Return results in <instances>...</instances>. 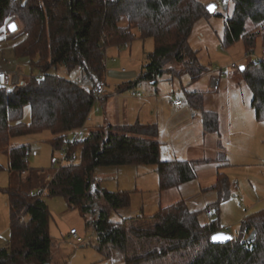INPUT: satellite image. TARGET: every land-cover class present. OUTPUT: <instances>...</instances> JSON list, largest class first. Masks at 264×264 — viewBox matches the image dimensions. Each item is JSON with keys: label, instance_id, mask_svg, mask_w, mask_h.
Wrapping results in <instances>:
<instances>
[{"label": "trees", "instance_id": "16d2710c", "mask_svg": "<svg viewBox=\"0 0 264 264\" xmlns=\"http://www.w3.org/2000/svg\"><path fill=\"white\" fill-rule=\"evenodd\" d=\"M230 3L222 49L239 42L246 53L264 49V0H227L222 5ZM207 6L198 0H0V37L10 22H20L22 30L8 36L17 40L15 56L28 59L32 70L39 72L18 86L0 87V151L8 156L10 173L21 177L18 186H13L12 178L11 186L3 190L9 198L11 227L8 245L0 248V264H50L52 214L46 198L30 195L48 184V198L62 197L69 208L90 217L87 225L97 235L98 251L112 248L125 264H264V210L244 219L238 238L213 245L210 237L220 231L219 219L202 225L199 213L190 211L184 201L120 223L112 222L109 211L99 207L97 200L104 199L111 209H127L131 196L95 186L98 169L154 166L161 192L196 179L202 161L161 160L156 125L111 126L84 134V142L70 153L72 157L79 152L77 161L61 168L50 182L45 172L29 168V146L11 147L17 137L48 131L54 136L49 141L53 150H60L85 126L95 105L93 89L105 83L110 47L154 41L139 77L119 86V92L143 82L155 85L167 72L199 80L209 69L200 64L189 40L195 25L214 15ZM173 63L184 70L174 72L169 68ZM241 66L240 76L252 93L250 107L255 119L264 122V60ZM60 68L69 74L80 69L84 85L59 76ZM203 97L202 92L187 93L193 109H202ZM27 108L30 124L23 122ZM203 120L207 131L218 128L215 114L203 112ZM229 182L224 172H218L213 189L219 201L210 206L217 213L219 203L231 195ZM253 232L256 239L249 243Z\"/></svg>", "mask_w": 264, "mask_h": 264}, {"label": "rangeland", "instance_id": "374dc122", "mask_svg": "<svg viewBox=\"0 0 264 264\" xmlns=\"http://www.w3.org/2000/svg\"><path fill=\"white\" fill-rule=\"evenodd\" d=\"M198 1L204 5L215 6L214 15L201 19L195 25L189 40L191 49L198 52L200 64L212 71V78L215 75V69L237 63L236 68H229L227 74L221 76L219 88L215 90L211 87V79L209 75H205L206 73L193 82L188 74L174 76L167 72L155 85L143 82L133 89L119 92L117 90L119 86L134 82L139 77L143 66L148 63V56L154 51V41L147 39L135 41L121 48L110 47L106 50L105 56L106 99L95 103L86 122V128L89 130L100 126L106 127L114 122L123 123L126 119L130 124H136L140 123L139 119L150 121L154 116V122L158 119L162 123V117L169 120L176 115L169 107L170 103L174 104L176 99H181L180 101L185 102L186 107V104L189 105L187 93H204V105L202 109H195L197 118L192 121L193 127L181 132L174 139L175 141L172 142L170 139L162 143L160 158L173 157L174 153L181 158L183 148L188 141L194 142V146L205 143L206 154L202 158V163L199 164L198 174L202 168L204 177L200 175V178L206 183L202 182L203 188L200 194L190 196L189 202L193 204L186 205L190 211L199 213V221L202 225L219 219L220 231L231 234L236 239L240 235L244 219L264 210V122H258L255 119L250 107L252 93L238 71L239 66L245 62L243 58L246 52L243 43L239 42L224 51L222 49L221 39L225 31V18L231 14L232 4L225 7L222 2L227 0ZM16 23L21 31V23ZM10 35L4 29L0 37V40L2 39L0 68L9 71L20 70L24 80L39 76L37 70H32L28 59L15 56L14 47L17 40L9 38ZM256 51H261V48ZM169 68L177 73L184 70L182 64L176 63L169 65ZM81 73L80 69H76L69 74L64 68H60L57 72L59 76L82 86L84 82L81 80ZM105 83L102 84L105 85ZM133 92L141 95L142 99H132ZM162 106L168 111L165 109L163 113L161 111L156 113L157 107ZM203 112H213L218 117V128L215 131H207L202 126ZM157 115H159L158 118ZM23 122L31 123L29 108L24 111ZM105 129L100 130L105 131ZM53 137L48 131L21 136L12 140L11 147L29 146V168L45 172L48 178L53 174L51 162L53 154L59 157V152L54 151L49 142ZM195 139L198 140L195 142ZM73 156L77 161L79 152H75ZM8 163V156L0 151V165L3 167L0 170V183L3 186H6L5 183L10 185L11 177L14 178L13 186H18L21 177L19 174L10 173ZM212 172H225L230 181L231 195L219 203V213L216 209L210 208L219 201V193L213 189L217 176L216 180L214 178L211 182L207 178ZM95 179V186L99 185L101 190L130 193L131 201L127 209H111L104 199L97 200L100 208L109 211L110 220L114 223L139 215L152 216L160 210L161 203V207L164 208L177 201L168 200V197L162 199L154 166L98 169ZM189 186V190L192 191L191 185ZM173 192L170 194H175L177 199L179 197L177 191ZM46 202L52 214L50 233L53 244L50 264H124L122 255L114 249L105 248L102 254L98 251L97 235L93 228L87 225L90 218L88 215L69 208L62 197H47ZM71 229L78 231L80 241L70 235ZM9 240L10 231L3 233L0 230V248L6 247Z\"/></svg>", "mask_w": 264, "mask_h": 264}, {"label": "crops", "instance_id": "0c3cea01", "mask_svg": "<svg viewBox=\"0 0 264 264\" xmlns=\"http://www.w3.org/2000/svg\"><path fill=\"white\" fill-rule=\"evenodd\" d=\"M205 75H209V77L211 79L212 71L209 70V72H207ZM220 84H221V81H220ZM105 86L107 87L106 83H105ZM131 98L132 99H137V98L138 99H142L141 95H139V97H137V98H134V97L131 96ZM204 99H205V96L203 98V105H204ZM177 100H181V99H176L175 102ZM186 105L187 106L185 107V102L181 106H176L175 103L174 104L170 103L169 107L174 111V113H176V115L173 118H171V119L168 118L169 120L163 119V117H162V123H161V121H158V119H157V121L155 120L156 122H154V118H155L154 114H153L154 118L151 119L150 121L143 120V119L141 120L139 118L138 119L140 121V124H143V125H156L157 126V128H158V141L161 143V146H162V143H165L166 140H170L171 139L172 142H173V141H175L174 139L177 136H179V134L181 132L188 130L190 127H193L192 121L197 118V112L190 105H188V104H186ZM165 109H167V108L164 107V106H162L160 108L157 107L156 113H158L159 111H161V113H163V111ZM167 111H168V109H167ZM206 113H209V112H206ZM210 113L214 114L213 112H210ZM202 116H203V114H202ZM158 117H159V115H157V118ZM88 120L89 119H87V121ZM202 120H203V117H202ZM202 123H203L202 126L205 129L204 120L202 121ZM132 125H134V124H130L129 121H127V119H126V120L123 121V123H115L114 122L113 124L110 123L106 127L100 126L98 128L96 127V128L88 130L86 128V124H85L83 133L85 134L86 132L89 133V132H93V131H101L100 129H103V128H106L105 129V131H106L111 126H113V127L120 126L121 127V126H132ZM199 131H200V129H199ZM197 140L198 139H195V142ZM193 143L194 142H192V141H188L187 145L183 148V153L181 155L182 156L181 158L179 157V155L177 153H174L175 155L173 157H168V158H164V159H161V160H163V161L178 160V161H189V162L190 161L191 162L192 161H203L202 158L206 154L205 153V150H206L205 143L203 145H196V146H194ZM172 148H174V147H172ZM218 150H219V147H218ZM183 154H184V156H183ZM149 167H152V166H149ZM198 167H200V165L197 166V169H196L197 177H196V179L194 181H191V183L183 184L180 187H176V188H173V189L162 191L161 192L162 199H165V197H168V200H170V199L177 200L175 203L184 200V202L186 204H188V205L193 204V203H191V201L189 202V200H191V197H192L191 195L200 194L199 192L203 188L202 182L206 183L204 179L201 180V178H200V175L203 174L202 172L204 170L201 168V171L198 174ZM107 169H110V168H107ZM106 173H108V172H106ZM216 174L218 175V173L212 172L210 175L207 176V178H209V182H211L212 179L214 181V178L217 176ZM9 180H10V182H9L10 185H7L5 183L4 185H6V186H3V184L0 183V230L3 233L7 232V230L10 231V227H11L10 209H9V200H8L9 198H8V195L3 191L4 189H7L8 187L11 186L12 178L10 177ZM215 180H216V178H215ZM192 182H193V184H192ZM97 183H98V181H97ZM189 185H191L192 191L189 190V188H188V187H190ZM173 191H177L176 193H178V196H179V197H177V199H176V195L175 194H170ZM173 193H175V192H173ZM161 206H162V203L160 204V208H162ZM168 206H170V205H168Z\"/></svg>", "mask_w": 264, "mask_h": 264}, {"label": "built area", "instance_id": "2783aa9c", "mask_svg": "<svg viewBox=\"0 0 264 264\" xmlns=\"http://www.w3.org/2000/svg\"><path fill=\"white\" fill-rule=\"evenodd\" d=\"M115 1V0H112ZM224 51V49H223ZM249 60H256V61H263L264 60V49L261 51H251L249 53H246V55L243 58V61H249ZM237 63L231 64L229 66H226L224 68H217L214 70L215 75L211 78V87L215 90L219 88V84L221 81V76L227 74V71L229 68H236ZM24 80V75L22 72L19 71H9L6 69H0V87H14L20 85ZM94 95H95V103H98L106 98V86L104 84H97L93 89ZM132 97L137 98L139 97V94L136 92H133L131 94ZM183 104L182 101L177 100L175 102L176 106H181ZM84 127L81 128L77 133H75L69 141H66L65 145L60 150H56L59 152V157H57L55 154L52 156V168H53V174L48 177V181H52L54 177L57 175V173L69 164L71 161L76 160L75 156H70L71 150L73 147L80 145L84 142V133H83ZM26 173L23 172V175ZM49 185V184H48ZM48 185L47 187L43 189L33 190L30 195L33 197H39V198H47L48 197ZM70 235L77 241H80L81 239L78 237V231L76 229L70 230Z\"/></svg>", "mask_w": 264, "mask_h": 264}, {"label": "water", "instance_id": "95a60500", "mask_svg": "<svg viewBox=\"0 0 264 264\" xmlns=\"http://www.w3.org/2000/svg\"><path fill=\"white\" fill-rule=\"evenodd\" d=\"M211 6V5H209ZM209 6H207V10L210 14H213L214 11H210L209 10ZM12 25L15 26V30L12 29ZM7 31L9 34L13 35L15 33H17L19 31V26L16 22H10L8 25H7ZM241 70L244 71L245 70V67L244 66H241ZM216 236H224V237H228V239H224V240H219V239H213V237H216ZM235 238L231 235V234H228L224 231H218L214 234L211 235L210 237V242L213 244V245H226L230 242H232ZM256 239V232H253L247 239V242L249 243H253Z\"/></svg>", "mask_w": 264, "mask_h": 264}, {"label": "snow or ice", "instance_id": "6c2138e0", "mask_svg": "<svg viewBox=\"0 0 264 264\" xmlns=\"http://www.w3.org/2000/svg\"><path fill=\"white\" fill-rule=\"evenodd\" d=\"M209 10H210V11H215V6H214V5L209 6ZM11 27H12L13 30H15V26H14V25H12ZM213 239H214V240H215V239L224 240V239H228V237H224V236H216V237H213Z\"/></svg>", "mask_w": 264, "mask_h": 264}]
</instances>
